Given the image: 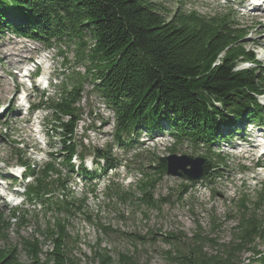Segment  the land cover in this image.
I'll return each instance as SVG.
<instances>
[{"label":"trees","instance_id":"16d2710c","mask_svg":"<svg viewBox=\"0 0 264 264\" xmlns=\"http://www.w3.org/2000/svg\"><path fill=\"white\" fill-rule=\"evenodd\" d=\"M229 15L205 16L181 8L167 12L154 0H0L1 35L48 47L72 42L79 68L72 69L53 94L38 92L37 104L29 109V114L47 111L59 150L41 165L21 157L15 161L25 170L24 199L55 214L45 229L49 249L43 259L36 238L23 241L31 264H77L69 249L67 223L84 200L77 199L69 185L77 171L72 160L79 161L78 177L89 182L118 167L108 152L96 149L91 152L103 159V165L87 169L84 159L89 152L79 151L74 140L84 83L113 113V137L119 146L130 147L132 136L141 131L151 137L168 130L174 139L167 148L170 152L183 143L203 151L199 156L203 179L226 165V157L212 147L235 138L240 131L236 123L264 126V105L258 100L264 94V68L242 43L247 32ZM8 138L0 134V143L12 141ZM15 152L20 155L18 148ZM149 162L148 169L145 164L137 168L141 177L135 189L142 203L157 208L154 189L166 173L165 156L154 155ZM191 185L181 184V193ZM260 185L254 200L246 195L233 200L240 214L228 240L220 242L198 231L190 236L163 234L169 246L163 251L167 264H264V222L259 211L264 184ZM110 187L115 193L119 188L113 181ZM15 217L12 210L11 218ZM0 225H4L1 216ZM143 240L132 234L131 241ZM97 245L89 257L92 264H114L109 250ZM245 253L250 255L244 257ZM118 263L137 264L123 253ZM0 264H21L15 246H0Z\"/></svg>","mask_w":264,"mask_h":264},{"label":"rangeland","instance_id":"374dc122","mask_svg":"<svg viewBox=\"0 0 264 264\" xmlns=\"http://www.w3.org/2000/svg\"><path fill=\"white\" fill-rule=\"evenodd\" d=\"M154 1L159 2L167 12L181 8L205 16L230 14L237 27L247 32L242 43L264 68V0L262 8L257 11L253 10L254 3L260 0ZM34 65L39 69L40 77L27 81L29 69L35 68ZM72 69H79L75 65L72 42L48 47L9 33L0 34V134H6L12 140L0 143V216L4 218V225H0V246H15L21 264H31L23 245L26 239L36 238L43 251L40 258L45 257L44 252L49 249L45 229L55 214L44 212L37 204L17 197L24 191V182L4 177L9 175V167L19 157L37 166L49 160V154L59 150V138L52 129L50 118L46 119L47 111L41 109L30 115L26 108L37 104V91L53 94L54 87L66 81L65 77ZM83 86L85 90L79 103L81 120L74 140L80 145L79 151L89 152L84 164L87 169L101 167L103 159L91 152L99 149L108 152L118 167L109 169L97 181L89 182L78 177L79 161L72 160L77 171L69 185L75 197L84 200L80 212L71 215L67 223L69 249L76 263L92 264L89 257L92 249L99 244L100 248L109 250L114 264H119L118 255L122 253L133 256L137 264H167L163 251L169 246L163 241V234L168 232L190 236L198 231L220 242L228 240L240 214L233 200L242 195L254 200L255 191L260 189V184H264V153L255 146L264 141V126L251 123L243 127L236 123L235 127L240 130L236 133L239 139L236 137L229 143L232 147L223 140L212 147L226 157V165L221 166L219 173L213 174L210 179L201 178L192 182L165 174L154 189V196L159 198L158 207L152 208L138 199L140 194L135 184L141 175L137 168L145 164L148 169L154 155L185 154L196 157L203 151L183 143L170 152L167 148L172 146L174 139L168 130L151 137L141 131L139 135L132 136L130 147L122 148L113 137V113L92 91L89 83ZM259 101L264 104V94ZM243 130L253 133L254 137L250 138L252 143H247L248 135L246 137ZM15 148L20 150V155ZM111 181L119 187L116 193L113 187L107 189ZM185 182L192 185L181 193L183 188L180 185ZM12 210L15 211V218H11ZM259 211L264 222V205ZM132 234L141 235L143 242L131 241ZM249 255L245 253L243 256Z\"/></svg>","mask_w":264,"mask_h":264},{"label":"water","instance_id":"95a60500","mask_svg":"<svg viewBox=\"0 0 264 264\" xmlns=\"http://www.w3.org/2000/svg\"><path fill=\"white\" fill-rule=\"evenodd\" d=\"M165 161L166 175L185 178L192 182L202 178L203 160L199 156L170 154L165 156Z\"/></svg>","mask_w":264,"mask_h":264},{"label":"bare ground","instance_id":"6f19581e","mask_svg":"<svg viewBox=\"0 0 264 264\" xmlns=\"http://www.w3.org/2000/svg\"><path fill=\"white\" fill-rule=\"evenodd\" d=\"M262 2H263V1H262ZM259 6H260V5H259ZM259 8H261V7H258V8H257V7H254L253 10H256V11H257V10H259ZM260 16H262V15H260ZM263 17H264V16H263ZM262 26L264 27V23L262 24ZM253 149H254V148H253Z\"/></svg>","mask_w":264,"mask_h":264}]
</instances>
